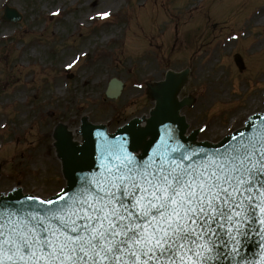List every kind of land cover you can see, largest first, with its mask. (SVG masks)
<instances>
[{
	"label": "rangeland",
	"instance_id": "rangeland-1",
	"mask_svg": "<svg viewBox=\"0 0 264 264\" xmlns=\"http://www.w3.org/2000/svg\"><path fill=\"white\" fill-rule=\"evenodd\" d=\"M5 4L21 20L0 18V193L54 194L65 182L54 128L79 142L82 121L144 120L147 85L167 70L189 71L177 98L197 141L264 110V0H0V17ZM112 77L116 99L104 96Z\"/></svg>",
	"mask_w": 264,
	"mask_h": 264
},
{
	"label": "snow or ice",
	"instance_id": "snow-or-ice-1",
	"mask_svg": "<svg viewBox=\"0 0 264 264\" xmlns=\"http://www.w3.org/2000/svg\"><path fill=\"white\" fill-rule=\"evenodd\" d=\"M149 149L104 138L71 192L0 193V264H264V243L259 261L242 252L264 241V136L208 152L170 135Z\"/></svg>",
	"mask_w": 264,
	"mask_h": 264
},
{
	"label": "water",
	"instance_id": "water-1",
	"mask_svg": "<svg viewBox=\"0 0 264 264\" xmlns=\"http://www.w3.org/2000/svg\"><path fill=\"white\" fill-rule=\"evenodd\" d=\"M2 18L4 20L17 21L21 17L11 7H5ZM233 59L239 69H242L244 66L242 58L235 54ZM185 74L186 71H183L178 77H175L172 72L167 73L168 79L157 90L158 96L156 97L154 109L143 127L138 125L139 119L135 118L118 127L115 132L108 134L103 125L82 123L80 129L83 139L81 143H76L71 140L63 126H58L55 146L61 158L60 161H62V173L66 179V185L60 192L50 198L63 194L65 190L68 192L73 190L75 186L73 183L74 179L91 170L89 167L82 166L92 164L96 159L97 149L102 145L104 138L119 139L121 136L130 134L134 150L136 151L139 148L140 153H143L145 149H149V145L158 146L160 141H167L170 135L174 136L175 141L186 148L203 149L208 152L222 150L223 146L229 144L232 139H238L241 134L247 138L248 134L252 133L253 130H255L258 137L264 136V112L253 114L249 117L244 127L226 135L216 144H210L205 141L195 142V132H192L189 136H184L183 133L187 124L184 117L179 113L184 101L177 100L176 95ZM113 82L117 85L115 90L112 91L111 86H109L106 95L115 98L120 94L122 83L117 80H113ZM171 146L176 147V143L173 142ZM28 196L33 195L22 194L17 189L13 194L5 195V199L10 198L13 201H17L24 200ZM260 243H264V241L249 237L244 243L242 252L246 253L249 259H252L253 254H256L255 259L259 261L262 258L260 255L262 250L259 248ZM218 264H231V261L221 259Z\"/></svg>",
	"mask_w": 264,
	"mask_h": 264
},
{
	"label": "bare ground",
	"instance_id": "bare-ground-1",
	"mask_svg": "<svg viewBox=\"0 0 264 264\" xmlns=\"http://www.w3.org/2000/svg\"><path fill=\"white\" fill-rule=\"evenodd\" d=\"M107 11V10H106ZM112 90L114 91L116 85H111Z\"/></svg>",
	"mask_w": 264,
	"mask_h": 264
}]
</instances>
